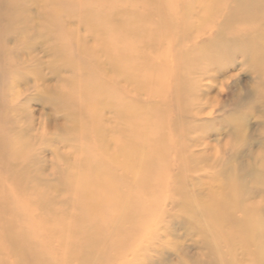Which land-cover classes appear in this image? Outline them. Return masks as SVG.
Returning a JSON list of instances; mask_svg holds the SVG:
<instances>
[{
    "label": "rangeland",
    "instance_id": "rangeland-1",
    "mask_svg": "<svg viewBox=\"0 0 264 264\" xmlns=\"http://www.w3.org/2000/svg\"><path fill=\"white\" fill-rule=\"evenodd\" d=\"M197 1L200 2L202 0ZM78 2L79 15L86 18V21H83L84 19L81 17L82 20L78 25L81 50L78 51L76 56L77 66L75 73L72 75L65 74L67 77L77 78L79 90L86 89L87 92H92L93 102L97 109L103 110V106L98 108L96 104V101H103V99L107 108L102 114L97 115V113L95 116L92 110L88 111L87 102L77 105V111L74 109V120L77 119L76 117L84 120L85 130L79 133L77 130L79 128L76 130L70 129L73 121H71V124L70 119L65 115L67 114L65 111L70 109L69 103L59 106L60 109L56 111V108L53 107V101L49 100V104L31 102L30 109L36 115L35 120L17 121L18 119H13L12 109H18L19 105L26 99L30 98L33 101L38 99V90L36 87H32L33 83L29 84V86L21 87L20 91L26 93L21 102L13 105V97L17 94H14L15 90H10L12 81V74L9 73L10 66L5 63V67L3 54L0 53V146L2 145L0 147V191L7 195L5 200L9 199L6 202L7 204L9 203L11 208L3 217L11 219L12 216L13 220L16 221L17 218V221H22L21 223L25 226L23 232H26L23 234L25 238L30 239L29 242L25 243L28 245L31 243L33 251L46 257L47 264H213L216 260H218L217 263L223 264L224 258L225 264H234L232 263V254L224 242L214 243L208 240L210 242L209 246L207 245L206 247L205 244H202L204 239L201 231L206 232V225L200 218L198 219L197 215L185 211L184 203L187 198L192 196L200 200L203 199V203L209 200L219 201L223 199L222 196L231 193L230 186L226 185L221 178L223 173L221 170L229 164L238 171L242 170L240 172L247 175L244 179L249 184L253 181V174L256 171L253 168L256 165L260 168V159L262 160L264 155V98H261L262 92L260 91V81L262 80L260 76L263 70L259 69L258 72L257 67L248 63L250 61L248 49L253 44V41H248L240 48H237L238 45H234V43L229 41V45L232 44V46L230 49H226L228 51L227 55H229V60L226 57V61L219 55L221 52L223 53V50L220 52L213 48L211 49V47L207 48L206 54L209 55H205L207 58H203V54L196 52V50L202 49L204 45L208 46V43L214 40L212 30L207 27L203 30L198 29L195 34H191L182 42L179 41L177 38H180L183 34L184 15L188 11L186 8H189V11L196 9L193 8L194 6L197 7L198 3L196 0H79ZM6 15L7 13L5 12L3 20L0 22V31L7 25L4 22ZM143 15L145 16L143 17ZM192 16L188 18L189 21L192 20L191 22L196 20V17ZM142 17L144 20H141ZM157 24L161 29L157 27ZM166 27H169L170 29L168 28V30L170 31ZM133 28L135 31L137 30V33L133 31ZM130 31L134 32L135 35L133 33L130 34ZM161 35L163 38L160 37ZM154 40H156L155 43L157 42L156 45ZM262 45L264 46V39L262 40ZM194 47H196V53L192 52ZM83 48L85 50H82ZM180 49L185 53L186 57L190 56L186 60L184 58L181 60V68H183L184 62L185 67L192 58L194 65L198 64L200 57L203 63L198 70L194 69V71L190 72L194 74L189 76L191 81L188 84L186 83L190 91L197 92L205 88L210 89L207 97L211 99L208 105L212 104L213 107L211 109L208 105L203 107L201 114L197 118L179 114L180 107L175 101V86H177V75L180 72L179 62L175 56L179 54ZM123 50H126V57L124 55V60L120 64L116 58ZM158 50L159 53H156ZM116 51L119 53H116ZM213 58L214 60L219 59L210 64ZM227 62L231 63L228 65ZM262 62H264V52H262ZM58 65L61 66V64ZM207 65L210 66L208 67ZM217 69L222 72L223 76L226 74L228 77L221 75L222 77H219L213 85L210 84L209 79H206L202 86L200 85L201 87L198 84L196 85L195 81L201 75V72L208 73V75L205 74L206 78H208L209 73L212 74V71H217ZM187 80L188 77L186 82ZM52 83H55V81L50 82V84ZM112 89L115 91L113 92ZM196 100V98L190 97L183 104V108L193 112L197 106ZM131 102L133 103L131 104ZM203 102L205 103L206 101ZM198 110L196 109V111ZM230 117L243 119L248 126L244 132V137L240 140L235 139L232 134L233 129L228 121ZM102 118L108 119L112 128L110 129V134L105 126V132L106 134L109 133L107 137L110 142L107 153L99 146V139L95 132L97 124L101 122ZM141 126L142 128L140 129ZM17 128L19 129L17 130ZM185 133L190 134L193 138L202 140L205 138V142L209 144L208 149L205 147V149L195 148L193 150L195 159L192 163L195 164L197 160V165L193 164L196 166L195 170L185 171L181 168V164H183V154L181 153L186 147L183 137ZM145 134L147 137H145ZM124 141L135 147L132 150L133 159H135L132 165L137 168L140 165L143 166L145 175L141 177L142 179H138V175L121 165L123 158L119 157L118 152L123 147ZM4 145L5 147H3ZM151 146H153L152 149ZM50 149H54L53 152ZM17 152L24 156L19 164L31 163L32 168L34 167L32 169L33 172L35 166L36 168L41 166V171L45 172L47 177L51 178V181L44 183L43 186L36 187L37 191H34L33 186L30 187V183L27 182L28 185L25 186L24 191H21L22 185L19 183L18 176L15 175L13 177L10 172L17 160L16 155H14ZM59 153L68 155V160L57 159L58 155H60ZM110 153L117 154L114 158L115 160H111L109 157ZM204 153L205 156L203 157L201 154ZM151 155L154 157L152 158ZM33 157L39 160L38 165L35 164L34 166L32 164L31 159ZM83 160L87 162L84 163ZM82 163L86 167L82 168V171L84 170L83 173H85H82L83 176H87L89 168L90 172H92L90 174H92L94 179H102L110 171L106 175L109 180L107 184L113 194L110 197L112 200H118L121 204H125L124 206L128 212V215L120 217L122 221L125 219L123 223L121 222L120 227L122 228L121 230H124L123 232L119 231V228L118 232L116 231L117 233H112L115 230L112 223L106 228L108 230L105 229L96 234V248L94 250L91 248L94 251L91 263L88 261L83 262L81 259L86 250L88 251L87 237L89 235L87 226L89 224L85 220L87 214L83 213L87 203L82 196L80 198V195H77L78 199H76L77 196L70 186V177L74 176L76 167L79 170ZM52 170L55 172L52 173ZM82 171L76 172L81 173ZM82 174L79 175L82 176ZM83 176L82 178L85 179ZM92 177L88 180L85 179L86 181L81 183V185L86 184L85 187L88 186L95 191L98 185L93 182ZM28 178L31 177L29 176ZM177 187L181 188L175 189ZM43 195L54 202L51 205L56 204V206L51 208L60 210V213L57 212L58 217L62 216L60 220L57 219L54 222L52 219L45 221L44 216H39L35 212V202L36 200L38 202L42 201ZM76 200H78L77 203ZM238 202L235 205H238ZM78 206L80 209L77 210ZM180 206L182 207L180 208ZM241 206L247 210H250L249 207H263L264 195L253 196L242 203ZM142 207L143 209H141ZM45 210L47 211L45 214H48L49 210L47 208ZM177 210L181 211L177 212ZM182 211L183 214H181ZM45 214L44 212L42 213V215ZM102 214H104L103 216L107 214L112 221L118 219V216L115 217L116 214L111 215L109 210H105ZM19 215L20 217H18ZM21 216H23L24 220ZM245 216L241 209H235V213L231 218L226 217L227 221L224 219L227 223L226 226H230V231L239 230ZM70 223H72L71 230L74 231L73 234L71 233L73 236L63 235L61 236L65 239L63 241L58 236L57 231L54 230H59L65 224L70 225ZM198 225L201 226L199 227ZM126 231L127 233L125 234ZM197 231L199 232L196 233ZM5 233V229L1 228L0 246L8 248L4 237H2ZM243 238L245 237L243 236ZM235 239L237 241L244 240L239 238V236H236ZM200 242L201 245L198 244ZM21 245H24L23 242H21ZM236 252L237 254L240 253V251ZM219 253L220 255H217ZM190 256L193 258H190ZM246 258L244 264H261L252 259L250 252H247ZM109 259L112 260L109 261ZM7 260L6 264H15L17 257L11 255ZM217 263L214 262V264Z\"/></svg>",
    "mask_w": 264,
    "mask_h": 264
},
{
    "label": "bare ground",
    "instance_id": "bare-ground-1",
    "mask_svg": "<svg viewBox=\"0 0 264 264\" xmlns=\"http://www.w3.org/2000/svg\"><path fill=\"white\" fill-rule=\"evenodd\" d=\"M78 1L79 0H0V22H2V20H3L4 13L5 12L7 13V15L4 19V22L7 25L4 26L3 27L4 29L2 28V30L0 31L1 34L3 35L1 37V34H0V53L3 54V58H4L3 63L4 64L7 63L8 66H10L9 67V73L12 74L11 75L12 81L10 84V90L11 91L15 90L14 94H17L16 96L13 97L12 104L14 105L15 103L21 102L23 96L25 95L26 92L24 93V92L20 91L21 87L29 86V84L33 83L34 85H32V87H36L38 90L37 91L38 99H36L34 101L30 98L28 100L26 99L21 105H19L18 109H12L11 112L14 115L13 119H15V120L18 119L17 121L35 120L36 115H35L34 111L30 109V103L31 102L48 103L50 101L51 102L53 101V103H54L53 107L56 108V109L54 108L56 111H58L60 109L59 106L69 103L70 109L65 111V112H67V114H65V115L68 116V118L70 119V122L73 121V124L71 122L72 127L70 129L76 130L77 128H79V129H77L78 133H79V132H83L85 130H84V125H83L84 120L78 119V117H76L77 119L74 120V118H75L74 109H76V111H77V105L79 106L80 103L87 102L86 105H87L88 111L90 112V110H92L93 114L95 116L97 113H98L97 115L102 114L105 111V109L107 108L106 107L107 105L104 104V99H103V101H101V100L96 101L97 107L99 108L100 106H103V110L97 109L96 106L94 105V102H93L92 92H87L86 89H80L79 90L77 87V78H74V77L70 78V77H67V75L65 74V73H67L69 75H72L75 73L76 66H77L76 56L78 55V51L81 50L78 25L81 22L82 18L84 19L83 21H86V18L79 15V12H78L79 2ZM196 2L198 3L197 7L194 6L193 8H196V9H194L192 11L191 10L189 11V8L185 7L186 5L184 6L188 11L185 10L186 12L184 15L185 18H184V23H183L184 24L183 34H182V32H180L182 34V36L180 38H177V39L182 42V40L191 36V34H193V33L195 34V32H197L198 29L203 30V29H205V27H207L210 30H212L213 35H214V40L209 42L208 46L204 45V46H202V49L199 48V50H196V52L201 53V55L203 54L202 55V57L204 56L203 58H207L206 56H209L208 54H206L207 48L211 47V49L213 48V49L220 51V52H221V50H223V53L221 52V54H219V55H220V57L222 56L221 58H224V59L227 57L228 60H229V58H228L229 55H227L228 51H226V49H228V48L230 49V47L232 46V44L229 45V41L234 43V45H238L237 48H240L242 45L246 44L248 41H253V44L248 49V51L250 53V55H249L250 61L248 62L246 59L245 60L248 63L257 67L258 72H259V69L261 71L263 70L261 73V76H260V78L262 79L260 81V87H261L260 91L262 92L261 98H264V62H262V52H264V46L262 45V40L264 39V0H202L200 2H198L196 0ZM186 4H187V2H186ZM162 5H163V3H162ZM162 10H163V8H162ZM181 14H183V13H181ZM191 15L196 17L195 18L196 20L192 18L193 20H195L193 22H191L192 20L191 21L188 20V18ZM144 16L145 15H143V17ZM143 17L141 18V20L142 19L144 20ZM146 21L148 22V20H146ZM173 21H174V19H173ZM160 23H162V22H160ZM178 23H179V21H178ZM118 24H117V26L119 27ZM246 24H247V26H246ZM157 27H159L161 29V27L158 26V24H157ZM157 27H155V28H157ZM168 28L166 27L167 30H168ZM201 30H200V32H201ZM133 31H135L134 28H133ZM136 31H135V33H137ZM162 31H161V33H162ZM168 31H170V30H168ZM168 31H166V33H168ZM132 33L134 34V32L130 31V34H132ZM169 34H170V32H169ZM160 37L163 38L162 35ZM250 39H252V40H250ZM162 40H161V42H163ZM151 41L153 42V39ZM155 41L156 40H154V43H155ZM117 42H119V41H117ZM178 43H176V44H178ZM156 44H157V42L155 43V45ZM160 44H162V43H160ZM182 44H184V43H182ZM152 45H153V43H152ZM82 46H84V45H82ZM84 48L82 50H85ZM158 48H160V47H158ZM195 49H196V47H194V51H192V52H195ZM159 50L156 53H159ZM177 50H178V47H177ZM188 50H186V51H188ZM245 50H247V49H245ZM125 51L126 50H123L122 53L120 52L121 54L117 55L118 57L116 59H118L120 64L124 60ZM116 53H119V52L116 51ZM137 53H138V51H137ZM178 53L179 54H177V56H175V58L177 57V60L179 62L180 72H179V75H177V77H178L177 86H175L176 87L175 94H174L175 95V101H176L178 107H180L179 114H181L182 116H190L193 118H197L202 112L201 109H203V107L208 105V102H210L211 98L207 97L209 95L208 91L210 89L205 88V89L199 90L197 92L190 91V88L187 84H188V82L191 81L189 79V76L191 74H193L190 72L192 70L194 71V69L198 70L200 65H202L203 63L201 62V57H200V59H199L200 61H198V64L197 65L195 64L197 66L196 67L194 65V63H192V60H193V58H192L191 61L188 59L190 62L185 67H184V65H185V62H184L183 68H181L180 67L181 66L180 65L181 60L183 58L186 60L187 58H190V56L186 57L185 53H183L181 49L179 50ZM192 55H193V53H192ZM157 56H159V55H157ZM125 57H126V55H125ZM218 59L219 58H217L215 60H214V58L211 59L212 62H210V64H213L214 61L216 62V60H218ZM208 61H210V60H208ZM225 61H226V59H225ZM196 63H197V60H196ZM227 63L229 65V63H231V62H227ZM58 64H61V66H59ZM98 65H99V63H98ZM5 67H6V64H5ZM1 69H3V68L1 67ZM113 69H115V68H113ZM205 74H206V72L205 73L201 72V75L195 81L196 85L198 84L199 86L200 85L202 86V83L205 82L206 79H209L210 84L213 85L217 82L219 77L221 78L223 76L222 72L219 69H217V71L216 70L212 71V74L209 73L208 78H206V75H208V73L206 75ZM187 77H188V80L186 82ZM223 77H228V76H226V74H225V76H223ZM52 81H55V83L50 84V82H52ZM218 82H220V81H218ZM84 83H86V82H84ZM220 87H221V85H220ZM202 88H204V87H202ZM210 88H212V87H210ZM16 89H18V90H16ZM112 91L114 92L115 90L112 89ZM118 96H120V95H118ZM190 97H194L197 99L196 100L197 106L193 112L187 108H183V104L187 100H189ZM203 101H206V102L204 103ZM132 103L133 102H131V104ZM112 105L114 106V104H112ZM208 107L211 109V107H213V106H212V104H210V106L208 105ZM196 109H199V110L196 111ZM147 111H149V110H147ZM136 112H138V111H136ZM116 113H118V112H116ZM143 114H144V112H143ZM62 116H64V115H62ZM102 119H101V122L97 124V128L95 129V132L97 133V137L99 139V142H98L99 146L102 147L103 150H105V152L107 153L108 147L110 145V142H109L107 135L109 133L111 134L110 129H112V128L110 126V123H109L110 121L108 119H104V118H102ZM228 121L230 122V124L232 126V129H233L232 134H233L234 138L237 140L242 139L244 137L243 136L244 132L248 128L246 122L243 119L233 118V117L232 118L230 117L228 119ZM150 124H151V122H150ZM67 125H68V122H67ZM116 125H117V123H116ZM116 125H115V127H116ZM105 126L108 129L107 131H109L108 134H106V132H105ZM136 126H134V128H136ZM179 127H180V125H179ZM141 128H142V126L140 127V129ZM18 129L19 128H17V130ZM85 129H87V128H85ZM90 132H92V131H90ZM18 136H19V134H18ZM19 137L22 138V136H19ZM145 137H147L146 134H145ZM183 137L185 139L184 142H185L186 147H185V150L183 149L184 150L183 153H181V154H183V156H182L183 164H181L182 165L181 168H182V170H185V171H190L192 169L195 170L196 166H194V165H197L196 164L197 160L195 161V164L192 163L193 160L195 159V153L193 150L195 148H197V149H199V148L203 149L204 148L205 149V147H206V149H208L209 144L207 142H205V138H203V140L198 139V138H193L190 136V134H186V133L183 134ZM180 139H181V136H180ZM19 140H18V142H20ZM19 145H21V144H19ZM143 145H144V142H143ZM3 147H5V145ZM152 147L153 146H151V149H152ZM133 148H135V147L132 146L130 143H126V141H124L123 147H121V150L119 152L118 151L117 152H118L119 157L123 158V163L122 164L120 163V164L123 165V167H125L126 169H130L132 172H134L136 175H138V179H139L145 175V172H144L145 170L143 171L144 168L142 165H140V167H138V168L135 167V165L134 166L132 165V162L135 161V159H133L134 157L132 154ZM154 148H155V146H154ZM2 149H4V148H2ZM156 149H157V147H156ZM53 150H51V151L53 152ZM115 150H116V148H115ZM15 151H17V150H15ZM3 152H5V150H3ZM141 152H143V151H141ZM57 153H58V151H57ZM154 153H156V152H154ZM154 153H152V154L155 155ZM59 154L60 155H58L57 159H62V160H66V161L68 160V158H69L68 155L62 154V153H59ZM5 155H6V153H5ZM14 155H16L17 160H16L13 168H11L10 172L12 173L11 176H13V177L15 175L18 176L19 183H20V185H22L21 191H24L25 186L28 185L27 182L30 183L29 184L30 187L33 186L34 191L35 190L37 191L38 186H40V185L43 186L44 183L51 181V178H48L47 175L45 174V172L41 171V169H40L41 166H37V168H36L35 164L38 165L39 160L37 158H34L35 156L31 160H32V164L35 166V169H37V170L35 171V169H34V172H33L32 169L34 167L32 168L31 163L30 164H27V163L26 164H21V163L19 164V162L22 161L23 160L22 158L24 157L21 153L17 152ZM116 155H114L113 153H110L109 157L113 161V159L116 157ZM201 155H203V157H204L205 153L201 154ZM53 157H54V155H53ZM153 157L154 156H152V158ZM262 157H263V159L262 160L260 159V161H261L260 168H262V169H260L258 167V165H256L253 168L256 171L253 174V181L251 182V184L245 182L244 177H246L247 175H244L243 172L241 173L240 171H242V170L238 171L231 164H229L227 167H225L221 170V171H223L221 178L223 179V181L225 182L226 185L230 186L231 193H228V194L222 196L223 199H221L219 201L209 200V201H206L203 203L202 202L203 199L200 200L197 197L192 196L190 198H187L186 202L184 203L185 211H187L188 213L197 215L198 219L200 218L202 220V222L206 225V228H207L206 232L201 231L202 235H203V239H204L202 244H205L207 247V245L209 246V244H210V242H208V240H210L214 243L220 242V241L224 242L228 246L227 248H229L228 249L229 252L232 254V263H234V264H244L245 258L247 256V252L251 253L252 259L255 262H259L261 264H264V206L259 207V208L249 207L250 210L249 209L247 210L246 208H242V206H241L242 203L246 202L248 199L252 198L253 196L256 197V196H259L260 194L264 195V155ZM163 158H164V156H163ZM108 160H110V159H108ZM53 161H55V160H53ZM86 162L87 161H84V163H86ZM84 163H82L80 165L81 170L79 168H78L79 170H77V167H76V171H79V172L82 171V168L84 167ZM191 163H192V165L190 166ZM161 165H163V164H161ZM84 168H86V167H84ZM93 169H94V167H93ZM88 170H89L88 171L89 173L86 174L87 176H83V174H85V173H83L84 172V170H83L81 173L75 171L74 176L70 177L71 178V185L70 186L72 187V191L75 192L76 196L80 195V198L82 196L84 198V200H86V203H87L86 208H84L85 211L82 210L83 213L85 212L88 215V216L86 215L85 220L89 224L87 226L88 235H89L87 237L88 251L86 250V252L84 253V256L81 258L83 262H85V261L90 262L93 259V255H94L93 250L96 248L95 242L97 240L96 234L102 230H105L109 226V224H112V223H113V227L115 229L114 231H112V233L113 232L117 233L118 229L121 227V222L123 223L125 221V219H124V221H122V218H120V217H122V216L124 217V216H126V214L128 215V212L126 211V208L124 206L125 204H123V203L121 204V202H119L118 200H112L110 197V195H113V194H112V190L110 189V186H108V184H107L109 180L107 179V176H106V175H108V173L110 171L108 173H106L104 178L94 179L92 177V174H90V173H92V172H90V168ZM108 170H110V169H108ZM54 172L55 171L52 170V173H54ZM73 172H74V170H73ZM85 172H86V170H85ZM105 172H106V170H105ZM79 174H82V176L86 180H88L90 177L93 178V179L91 178L93 180V182L96 185H98V187L95 189V191L93 189L89 188L88 186L85 187L86 184L81 185V183L85 182L86 180L83 179L82 176H80ZM89 174H90V176H89ZM102 175H103V173H102ZM109 175H112V174H109ZM11 176H9V177H11ZM29 176L31 178H28ZM144 178H146V177H144ZM52 180H53V178H52ZM186 180H188V179H186ZM110 181H112V180H110ZM172 181H173V179H172ZM176 183H177V181H176ZM228 183H230V184H228ZM179 185H180V183H179ZM226 185H224V186L226 187ZM180 188L177 187L175 189H180ZM197 188H198V186H197ZM40 192H41V190H40ZM136 192L138 193V191H136ZM190 194H192V193H190ZM5 195L6 194L3 191H0V227L2 229H5V231H6V233L2 237H4V240L7 243L8 248H4V247L0 246V264H6L8 262L7 258H9V256H11V255L13 257H17V261L15 262V264H47L46 257H44L43 255L41 256L37 252L33 251L32 250L33 247L31 246L32 245L31 243H30L31 245L26 244L27 242L30 241V239H27V237L25 238L24 234L26 232L25 231L23 232V229L25 228V226L23 225V223H21L22 221L21 222L17 221L16 217H15L16 221L13 220L12 216H11V219L8 217H3V215H6V212H9L11 209L9 206V203L7 204L9 199L5 200L7 198V195L6 196ZM193 195H195V194H193ZM44 197L45 196L43 195V198H42L43 200L40 202H38L36 200L35 205H34L35 206V212L39 216H44L45 221H48L51 219L53 220V222L57 219L60 220L62 216H59V217L57 216L58 215L57 212L60 213V210H58L57 208H51L52 206L53 207L56 206V204L51 205V203H54V202H52V200H49L46 197L45 198ZM76 199H78V196ZM205 200H206V198H205ZM77 201L78 200H76V203H77ZM237 201H239L238 202L239 204L235 205V203L237 204ZM130 203H129V207H130ZM138 205H140V204H138ZM177 205H179V204H177ZM143 207L141 209H143ZM181 207L182 206H180V208ZM46 208L49 210L48 214H45V213H47V211L45 210ZM177 208H179V207H177ZM215 208H216V210H215ZM237 208L241 209L243 214H245L246 216H245L244 220L241 222L239 230H236L234 228L235 230L230 231V229H229L230 226H228V225L226 226L227 223L225 222V220H226L225 218L226 217L231 218V216L235 213V209H237ZM78 209H80L79 206L77 207V210ZM105 210H107V211L109 210L111 215L116 214L115 217L118 216V219L120 218L119 221H118V219H114L112 221V219H110L107 214H105V216H103L104 214H102V212H104ZM182 210H183V208H182ZM172 211H174V210H172ZM180 211L177 210V212H180ZM43 212L45 215H42ZM77 212H79V211H77ZM184 213H186V212H184ZM8 214H10V213H8ZM181 214H183V211ZM230 214H232V215H230ZM18 217H20V215ZM141 217L143 218V216H141ZM21 218L23 219V216H21ZM143 219H145V218H143ZM146 222H149V221H146ZM186 222L188 223V221H186ZM189 223L191 224L190 221H189ZM71 225H72V223H70V225L65 224L64 226H62L61 229H59V230L55 229L54 231H57L58 236H60V237L63 235L73 236L72 234L74 231L71 230V227H72ZM138 225H139V223H138ZM143 227H145V226H143ZM121 229L122 228H120L119 231L123 232L124 230H121ZM196 229H197V227H196ZM106 230H108V229H106ZM198 232L199 231H197L196 233H198ZM126 233H127V231L125 232V234ZM236 233H237V235H236ZM27 236H29V235L27 234ZM236 236L237 237L239 236V238H242L244 240L243 241L242 240L237 241L235 239ZM243 236L245 238H243ZM61 238L63 241H65V239L63 237H61ZM69 238H72V237H69ZM141 241H143V240H141ZM198 241H200V240H198ZM21 242H23L24 245H21ZM139 242H138V245H139ZM63 243H65V242H63ZM125 243H126V241H125ZM140 243H142V242H140ZM198 244L201 245V242ZM203 247H204V245H203ZM84 248H85V246H84ZM91 248L93 250H91ZM215 248H217V247H215ZM201 249H202V247H201ZM249 249H251V250L253 249V250L251 251ZM91 251H93V252H91ZM183 251H184V249H183ZM236 251H240V253L237 254ZM196 255H198V254H196ZM217 255H220V253ZM190 258H193V257L190 256ZM218 259H220V258H218ZM110 260H112V259H109V261ZM213 261H214V257H213ZM217 261L218 260H216L214 262L217 263ZM224 261H225V258H224ZM224 261H223V264H225ZM214 262H213V264H214ZM217 264H220V262H218Z\"/></svg>",
    "mask_w": 264,
    "mask_h": 264
}]
</instances>
